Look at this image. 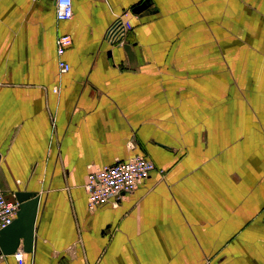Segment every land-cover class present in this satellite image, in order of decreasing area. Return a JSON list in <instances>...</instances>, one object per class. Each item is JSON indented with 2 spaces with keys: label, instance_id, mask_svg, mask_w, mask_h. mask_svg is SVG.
Instances as JSON below:
<instances>
[{
  "label": "crops",
  "instance_id": "1",
  "mask_svg": "<svg viewBox=\"0 0 264 264\" xmlns=\"http://www.w3.org/2000/svg\"><path fill=\"white\" fill-rule=\"evenodd\" d=\"M141 1L0 0V186L39 197L23 264H264V0ZM134 155L155 169L89 210L90 169Z\"/></svg>",
  "mask_w": 264,
  "mask_h": 264
},
{
  "label": "built area",
  "instance_id": "2",
  "mask_svg": "<svg viewBox=\"0 0 264 264\" xmlns=\"http://www.w3.org/2000/svg\"><path fill=\"white\" fill-rule=\"evenodd\" d=\"M54 1L55 15L58 20H66L72 16V0ZM131 29L130 21L119 16L108 28L105 38L110 44L122 42ZM71 44L72 38L69 34H60L57 37L56 52L59 56V71L62 73L70 68L62 56ZM154 169L155 165L150 160L139 155L123 160L118 159L112 164L90 169L84 185L88 209L94 210L105 203L116 205L123 194L133 191ZM17 209L18 202L15 196L8 198L0 186V230L12 222ZM12 255L18 264H23V252L20 249Z\"/></svg>",
  "mask_w": 264,
  "mask_h": 264
},
{
  "label": "water",
  "instance_id": "3",
  "mask_svg": "<svg viewBox=\"0 0 264 264\" xmlns=\"http://www.w3.org/2000/svg\"><path fill=\"white\" fill-rule=\"evenodd\" d=\"M148 7L147 0L132 7L133 12H142ZM18 209L12 222L0 230V252L12 255L18 249L23 253L33 251L35 241V217L39 197L36 192L17 190L14 192Z\"/></svg>",
  "mask_w": 264,
  "mask_h": 264
}]
</instances>
